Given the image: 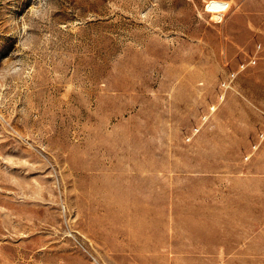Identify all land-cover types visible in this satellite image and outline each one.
I'll return each mask as SVG.
<instances>
[{
    "label": "rangeland",
    "instance_id": "1",
    "mask_svg": "<svg viewBox=\"0 0 264 264\" xmlns=\"http://www.w3.org/2000/svg\"><path fill=\"white\" fill-rule=\"evenodd\" d=\"M0 264H264V0H0Z\"/></svg>",
    "mask_w": 264,
    "mask_h": 264
}]
</instances>
